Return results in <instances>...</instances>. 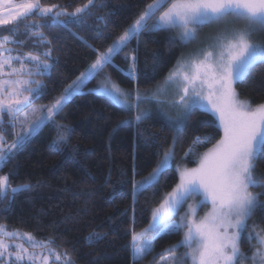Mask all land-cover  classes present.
Wrapping results in <instances>:
<instances>
[{
    "label": "snow or ice",
    "instance_id": "snow-or-ice-1",
    "mask_svg": "<svg viewBox=\"0 0 264 264\" xmlns=\"http://www.w3.org/2000/svg\"><path fill=\"white\" fill-rule=\"evenodd\" d=\"M103 6L102 0H87L68 11L66 7L44 4L42 0L18 3L0 0V26L13 25L0 31V166L14 159L45 125L59 130L52 144L59 151L60 146L67 143L71 129L58 124L56 118L63 113L68 101L74 95H82L85 81L108 65L135 80L138 57L128 56L124 50L133 39L139 43L143 33L179 29L180 41L189 43L196 39L197 29L205 25L243 22V27H225L206 48L178 61L151 95L139 90L126 91L110 74L106 75L99 92L124 110L135 109L137 123L154 118L140 107L151 100L179 110L174 119L163 108L158 110L159 117L178 134L196 110L215 117L223 131L222 137L203 153L195 150L201 139L195 140L194 147L189 148L184 158L194 157L197 166H177L179 182L152 210L151 223L143 231L131 230L134 261L138 264L150 255L155 241L162 236L182 233L176 245L165 249L169 255L161 254V264H187L188 261L191 264H245L246 261L264 264V229L257 232V225H253V233H247L248 220L257 209L264 210L261 199L264 192L250 191L254 187L264 188V178L256 175L258 161L264 156V102L254 106L251 100H241L235 87L246 80L258 63H264V44L251 39L253 33L264 31V0H152L104 52L93 49L97 55L95 61L61 95L48 105L32 108L35 99L46 95L47 88L35 77L50 76L56 64L52 41L43 29L62 27L70 31V25L84 26L87 18L94 15L93 9ZM97 20L94 31L103 35L107 31L108 17ZM21 24L23 32H20ZM26 40L30 41L31 50L16 51V47L25 46ZM117 54H124V59L130 61L127 68L114 63ZM18 125L19 131L13 133L15 139L8 143V129H16ZM178 140L179 135L173 137L150 176L134 183V198L140 191L155 186L172 167ZM31 187L29 183L12 186L7 175L0 176V199H7L9 192L15 199L16 194ZM190 200L193 203H188ZM206 204H210V210L198 219L199 209ZM185 206L184 215L174 220ZM150 232L152 238L145 239ZM242 238L257 240L250 254L241 250ZM102 239L106 237L92 233L86 243L91 246ZM9 240L26 241L28 247L24 243H8ZM53 242L51 239L40 241L31 233L0 225V264H48L51 256L61 264H74L67 252L57 253L51 248L47 254L29 251L30 248H48ZM180 247L186 251L176 255Z\"/></svg>",
    "mask_w": 264,
    "mask_h": 264
},
{
    "label": "trees",
    "instance_id": "trees-1",
    "mask_svg": "<svg viewBox=\"0 0 264 264\" xmlns=\"http://www.w3.org/2000/svg\"><path fill=\"white\" fill-rule=\"evenodd\" d=\"M42 2L73 11L87 0ZM151 2L102 0L105 6L93 9L94 15L87 18L84 26L70 25V31L62 27L44 28L45 35L52 41L56 64L50 76L38 77L47 85L46 95L35 99L33 104L48 105L61 95L95 61L97 55L93 49L104 52ZM102 16L108 17V26L107 31L99 35L94 28L97 18ZM11 27L13 25L0 26V31ZM186 46L176 29L146 32L139 37V43L133 39L124 50V54L138 57L135 80L111 65L102 72L109 73L126 89L151 90L162 82ZM124 54L114 56V63L120 68H127L130 63L124 59ZM236 87L253 105L264 102V63H258ZM82 92V95H74L56 118L58 124L71 129L67 143L62 144L59 151L52 147L59 130L45 125L14 159L0 166V174L7 175L12 186L32 185L30 190L16 194L15 199L11 192L7 199H0V225L31 232L37 239H51L54 242L48 247L67 252L74 264H137L132 259L131 230L149 223L153 207L178 182L177 166L195 165L194 157L184 158L189 148L194 147L195 140L201 139L195 150L202 153L215 144L223 132L215 117L201 110L194 112L178 134L159 115L137 123L134 110H124L93 90ZM122 121L127 123L122 124ZM14 132L15 129H8L7 142H13ZM177 135L172 167L155 186L140 191L134 198L135 181L157 167L163 152ZM256 175L264 178V156L258 161ZM247 223V233H253V225H257L255 231L264 229V210L257 209ZM92 233L106 239L90 246L86 240ZM180 239L181 234L162 236L155 241L154 251L138 264H154L151 259L155 253L160 257L169 255L165 249ZM253 241L254 238H242V251L250 254ZM185 251L180 247L176 255Z\"/></svg>",
    "mask_w": 264,
    "mask_h": 264
},
{
    "label": "rangeland",
    "instance_id": "rangeland-1",
    "mask_svg": "<svg viewBox=\"0 0 264 264\" xmlns=\"http://www.w3.org/2000/svg\"><path fill=\"white\" fill-rule=\"evenodd\" d=\"M16 2L18 3V2H20V0H16ZM63 18V17H62ZM232 18L231 17H229V20H231ZM225 27H243V22H237V23H235V24H231V25H228V24H226V23H221V24H211V25H205V26H203V27H200V28H198L197 29V33H196V39L195 40H193V41H191V42H189V43H186L187 44V46H186V48H185V50L183 51V53L181 54V56L179 57V59L176 61V63L173 65V67L169 70V72L170 71H172L175 67H176V65H177V62L178 61H180V60H183V59H186L188 56H189V54H191V53H194V52H197L198 50H200V49H203V48H206L208 45H210L213 41H212V38L218 33V32H220V31H222ZM176 31H177V35H178V37H179V29H176ZM21 32H23V31H21ZM251 39H252V41L253 42H255V43H261V44H264V31H258V32H255V33H253V35H252V37H251ZM112 45V44H111ZM23 50L24 51H29V50H31V47H30V42L28 43V44H26V46H25V48H23ZM89 68V67H88ZM87 68V69H88ZM87 69L84 71V72H82V73H85L86 71H87ZM169 72L167 73V75L169 74ZM81 73V74H82ZM80 74V75H81ZM107 74H109V73H106V72H101V73H98L97 75H95V76H93V77H90L89 79H87L86 81H85V83H84V85L82 86V88H81V91H85V90H93V91H95V92H98V93H100L99 92V88H100V86L105 82V77H106V75ZM80 75H78L73 81H75V80H77V78L78 77H80ZM99 75V76H98ZM166 75V76H167ZM96 76H98L97 77V80L95 81L94 79L96 78ZM165 76V77H166ZM113 80V79H112ZM165 80V78L162 80V82L161 83H159L158 85H161L162 83H163V81ZM114 81V80H113ZM116 82V81H115ZM120 85V84H119ZM157 85V86H158ZM121 86V85H120ZM157 86H155L153 89H151V90H141V89H139V88H137V87H134V88H132V89H126V88H124V87H122L123 89H125L126 91H135V90H139L141 93H148L149 95H151V93L157 88ZM235 87H236V85H235ZM236 90H237V87H236ZM237 92H238V90H237ZM239 93V92H238ZM239 98L241 99V100H250L248 97H244V96H241L240 94H239ZM41 106H44V105H34V106H32V108H39V107H41ZM255 106V105H254ZM141 109H143V110H146V111H148V112H150V113H152L154 116L155 115H158V110L160 109V108H163L164 109V111L165 112H167V114L169 115V116H171L173 119L176 117V116H178L179 115V110L178 109H174V108H171V107H169L168 105H157L156 103H155V101H151V100H149V101H146V102H144L143 104H141ZM134 110V112H135V115L137 114L136 113V110L135 109H133ZM26 111H28V112H31V109H26ZM22 116H23V113H22ZM21 116V117H22ZM5 120L7 121V117H5ZM217 123H218V121H217ZM16 131H19V125L17 126V128L15 129V132ZM223 132V131H222ZM223 135V134H222ZM15 139V138H14ZM8 143H12V142H8ZM172 144V142L169 144V146ZM168 146V147H169ZM212 147V146H211ZM168 149V148H167ZM205 151H207V150H205ZM204 151V152H205ZM203 153V152H202ZM178 166H180V167H184V166H187V167H189V168H193V167H196L197 166V164L195 163V165H193V166H190V165H188V164H186V163H182V164H179ZM156 168V167H155ZM154 168V169H155ZM153 169V170H154ZM153 170L151 171V172H149L147 175H145L144 177H142V178H139V179H137L136 181H135V183H139V182H141V181H143L145 178H147L148 176H150V174L153 172ZM178 170V169H177ZM179 175V174H178ZM0 176H4V175H1L0 174ZM178 182H179V179H178ZM177 182V183H178ZM176 183V184H177ZM175 187V186H174ZM173 187V188H174ZM172 188V189H173ZM172 189L171 190H169L167 193H169V192H171L172 191ZM250 191H252V192H254V193H257V192H264V188H259V187H254V188H251L250 189ZM166 193V194H167ZM165 194V195H166ZM197 199H199V198H197ZM261 199L262 200H264V196H262L261 197ZM163 200V199H162ZM162 202V201H161ZM160 202V203H161ZM159 203V204H160ZM188 203H193V201H188ZM159 204H157L156 206H154L153 207V209L155 208V207H157V206H159ZM210 204H206V205H204V206H202L200 209H199V212H198V214H197V218L199 219L200 217H203L204 216V214L208 211V210H210ZM152 209V210H153ZM185 211H186V206H185V208H181V210H180V212H179V214L176 216V217H174L173 219L174 220H176V221H178L179 220V217L180 216H183L184 215V213H185ZM152 214V213H151ZM151 223V219H150V221H149V223L148 224H146L144 227H142V228H140V229H138V230H136V232H140V231H143L145 228H147L148 227V225ZM1 225H4V224H1ZM6 226V225H5ZM7 227V226H6ZM8 228V227H7ZM9 230H13V229H11V228H8ZM17 230H19V229H17ZM21 232H25V233H31V232H28V231H24V230H20ZM258 232V231H257ZM32 234V233H31ZM33 235V234H32ZM34 236V235H33ZM35 237V236H34ZM36 238V237H35ZM152 238V233L150 232V233H148V235L145 237V239H151ZM37 239V238H36ZM181 239H182V233H181ZM180 239V240H181ZM37 240H40V241H45V240H41V239H37ZM254 243H253V246L254 245H257V240L254 238V241H253ZM8 243H24V245H25V247H28V243L26 242V241H20V240H9L8 241ZM178 243V242H177ZM177 243H175V244H173V245H176ZM240 244H241V242H240ZM51 246H49L48 248H43V249H41V248H36V249H29V251H35V252H37V253H45V254H47V252H48V249L50 248ZM51 249H54L53 247H51ZM242 250V249H241ZM56 251V250H55ZM57 253H60V252H58V251H56ZM244 252V251H243ZM132 259H133V250H132ZM154 259V264H161V260H162V257H160V256H156V253L153 255V257H152V259L151 260H153ZM134 260V259H133ZM37 264H39V262H37ZM48 264H61V262H57L56 260H55V257L54 256H51V257H49V259H48ZM189 264H191V262L189 263ZM245 264H250V262L249 261H246L245 262Z\"/></svg>",
    "mask_w": 264,
    "mask_h": 264
},
{
    "label": "crops",
    "instance_id": "crops-1",
    "mask_svg": "<svg viewBox=\"0 0 264 264\" xmlns=\"http://www.w3.org/2000/svg\"><path fill=\"white\" fill-rule=\"evenodd\" d=\"M21 31H24V27L22 26L21 28H20V32ZM23 38V37H22ZM30 41H28V40H26V43H25V46H26V44H28ZM24 46V47H25ZM16 51H18V52H27V51H24L23 50V47H16ZM36 79H38V77H35ZM34 105H39V104H32V106H34ZM21 116H22V113H21Z\"/></svg>",
    "mask_w": 264,
    "mask_h": 264
}]
</instances>
